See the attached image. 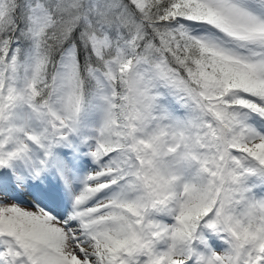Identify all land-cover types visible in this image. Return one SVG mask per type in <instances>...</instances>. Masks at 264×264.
<instances>
[{
  "label": "snow or ice",
  "instance_id": "6c2138e0",
  "mask_svg": "<svg viewBox=\"0 0 264 264\" xmlns=\"http://www.w3.org/2000/svg\"><path fill=\"white\" fill-rule=\"evenodd\" d=\"M0 264H264V0H0Z\"/></svg>",
  "mask_w": 264,
  "mask_h": 264
}]
</instances>
